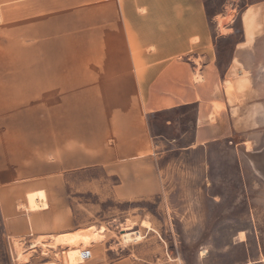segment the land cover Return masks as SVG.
<instances>
[{
    "label": "crops",
    "instance_id": "crops-1",
    "mask_svg": "<svg viewBox=\"0 0 264 264\" xmlns=\"http://www.w3.org/2000/svg\"><path fill=\"white\" fill-rule=\"evenodd\" d=\"M250 9L255 21L244 23ZM49 10L43 14L42 0H0V218L7 238L61 237L73 224L65 205L68 177L93 168H111L118 175L126 166L150 159L156 152L147 117L192 103L199 106L196 144L263 130L261 145L246 147L243 153L264 183L246 155L264 145V0L241 11L240 34L223 67L213 51L204 0H116L108 23L113 33L97 36L98 50L89 52L81 67L62 70L51 61L42 66L38 28L43 15L52 18ZM254 22V34L248 38ZM27 27H33L28 38ZM233 31L234 25H228L226 34L217 35L232 36ZM107 38L115 45L113 51L105 52ZM27 41L32 50H26ZM102 60H110L107 74L113 75L115 90L108 120L99 122L93 133L79 132L77 117L58 113L59 91L62 98H72L83 86L73 76L93 74ZM193 70L205 80L190 82ZM204 90L209 104L202 106ZM214 110L217 119L211 123ZM30 123L39 125L26 129L24 124ZM247 142L251 146V140H245V146ZM257 160L264 176V157ZM39 190L46 208L29 211L20 206L27 203V193ZM242 264H264V254Z\"/></svg>",
    "mask_w": 264,
    "mask_h": 264
},
{
    "label": "rangeland",
    "instance_id": "rangeland-1",
    "mask_svg": "<svg viewBox=\"0 0 264 264\" xmlns=\"http://www.w3.org/2000/svg\"><path fill=\"white\" fill-rule=\"evenodd\" d=\"M115 1L42 0L43 14L52 8V18L43 15L38 28L42 66L51 61L61 70L81 67L89 52L98 50L97 36L113 33L108 23L114 17ZM204 1L213 51L223 67L233 39L240 34L239 15L255 0ZM253 10L245 14L244 23L250 17L255 21ZM228 25H234L233 35L219 37L217 33L226 34ZM32 29L27 27V38ZM111 40L106 39L105 52L115 49ZM30 42L27 51L32 50ZM109 61L96 63L93 74L85 78L75 74L77 84L80 80L83 86L69 100L59 91L58 113L77 117L79 132L93 133L99 122L108 120L115 97L113 75L107 74ZM193 71L190 82L205 80L199 70ZM208 100L209 92L202 91V106ZM198 107L192 103L147 117L156 152L150 159L126 166L118 175L111 168H93L68 177L65 205L73 224L61 237L7 238L0 218V264L29 260L30 264H242L258 259L264 254V183L251 170L243 142L249 139L252 144L247 148H258L263 130L196 144ZM216 119L214 110L211 123ZM37 125L24 124L26 129ZM26 199L20 206L29 211L47 207L42 190L27 193Z\"/></svg>",
    "mask_w": 264,
    "mask_h": 264
},
{
    "label": "water",
    "instance_id": "water-1",
    "mask_svg": "<svg viewBox=\"0 0 264 264\" xmlns=\"http://www.w3.org/2000/svg\"><path fill=\"white\" fill-rule=\"evenodd\" d=\"M264 142V140H263ZM247 157L250 159V161L252 162V165L255 169V172L257 174H259L263 179H264V176L261 174V172L256 168L257 166V163H258V160L257 158H263L264 157V145L263 147L258 150V151H254V152H249V153H246Z\"/></svg>",
    "mask_w": 264,
    "mask_h": 264
},
{
    "label": "bare ground",
    "instance_id": "bare-ground-1",
    "mask_svg": "<svg viewBox=\"0 0 264 264\" xmlns=\"http://www.w3.org/2000/svg\"><path fill=\"white\" fill-rule=\"evenodd\" d=\"M220 18H221V17H220ZM220 18H218V21H219L218 23H220V25H222V24H223V19H220ZM249 19H251V17H250V18H246V19H245V22H248ZM246 146H247V147H250V143L247 142V143H246ZM241 233H242V232H241ZM239 236H240V235H239ZM242 238H243V236H242ZM242 238H241V239H242ZM242 240H243V239H242ZM32 245H33V244H32ZM204 253H205V252H204Z\"/></svg>",
    "mask_w": 264,
    "mask_h": 264
},
{
    "label": "built area",
    "instance_id": "built-area-1",
    "mask_svg": "<svg viewBox=\"0 0 264 264\" xmlns=\"http://www.w3.org/2000/svg\"><path fill=\"white\" fill-rule=\"evenodd\" d=\"M84 256H85V258H88L90 256V254L85 252Z\"/></svg>",
    "mask_w": 264,
    "mask_h": 264
},
{
    "label": "trees",
    "instance_id": "trees-1",
    "mask_svg": "<svg viewBox=\"0 0 264 264\" xmlns=\"http://www.w3.org/2000/svg\"><path fill=\"white\" fill-rule=\"evenodd\" d=\"M204 2H205V1H204ZM205 9H206L207 17L209 18V13H208V10H207V7H206V4H205Z\"/></svg>",
    "mask_w": 264,
    "mask_h": 264
}]
</instances>
